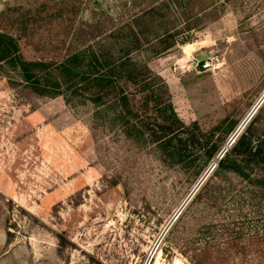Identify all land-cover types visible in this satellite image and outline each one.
<instances>
[{
    "label": "rangeland",
    "instance_id": "obj_1",
    "mask_svg": "<svg viewBox=\"0 0 264 264\" xmlns=\"http://www.w3.org/2000/svg\"><path fill=\"white\" fill-rule=\"evenodd\" d=\"M0 36L24 64L137 44L144 74L120 82L128 114L0 71V264H264V192L213 176L250 126L264 138V0H0ZM172 110L214 160H161L142 131Z\"/></svg>",
    "mask_w": 264,
    "mask_h": 264
},
{
    "label": "trees",
    "instance_id": "obj_2",
    "mask_svg": "<svg viewBox=\"0 0 264 264\" xmlns=\"http://www.w3.org/2000/svg\"><path fill=\"white\" fill-rule=\"evenodd\" d=\"M136 47L137 44L132 50L127 48L125 50L127 52L117 59L109 55L102 56L95 53L89 55L80 52L57 65L24 64L19 62L13 42L7 37L0 36V71L17 74L20 81L29 85L39 96L56 98L65 94L68 103L73 97L83 98L99 110L112 105L111 107L119 106L125 110V113L133 114L129 100L122 97L120 82L126 81L135 85L141 82L138 80L139 76L144 74L140 72L134 76V71L130 69L126 60ZM147 90L149 86L143 88L142 92ZM112 94H116L113 100ZM161 121L163 125H159V128L147 127L146 131H142V135L148 133L150 143L155 145L154 150L164 163L183 167L185 163L187 164L186 153L191 145L201 148L200 151L206 156V164L214 160L219 151L216 145L209 148L207 141L200 140L196 136L184 138L176 135L175 130L183 128V125L173 110L170 117L161 116ZM216 163L214 177L224 173L232 174L252 186L260 187L264 192V138L261 136L255 138L251 126ZM197 175L195 174L194 177ZM207 187L208 184L202 188L198 198L204 194Z\"/></svg>",
    "mask_w": 264,
    "mask_h": 264
},
{
    "label": "water",
    "instance_id": "obj_3",
    "mask_svg": "<svg viewBox=\"0 0 264 264\" xmlns=\"http://www.w3.org/2000/svg\"><path fill=\"white\" fill-rule=\"evenodd\" d=\"M252 114H255V111ZM249 119L247 120V122L245 123V125H247L249 123Z\"/></svg>",
    "mask_w": 264,
    "mask_h": 264
},
{
    "label": "built area",
    "instance_id": "obj_4",
    "mask_svg": "<svg viewBox=\"0 0 264 264\" xmlns=\"http://www.w3.org/2000/svg\"><path fill=\"white\" fill-rule=\"evenodd\" d=\"M202 67L206 68V66H202Z\"/></svg>",
    "mask_w": 264,
    "mask_h": 264
}]
</instances>
